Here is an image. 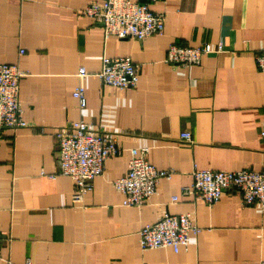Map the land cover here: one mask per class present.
Returning a JSON list of instances; mask_svg holds the SVG:
<instances>
[{"label": "crops", "instance_id": "1", "mask_svg": "<svg viewBox=\"0 0 264 264\" xmlns=\"http://www.w3.org/2000/svg\"><path fill=\"white\" fill-rule=\"evenodd\" d=\"M101 0H0V64L24 72L20 100L27 127L0 129V264H262L264 212L226 191L214 206L183 194L200 170L264 171V0H168L161 36L118 38L84 15ZM222 46L199 65L166 62L170 46ZM25 50L20 55V50ZM105 57L141 65L137 87L121 90L96 76ZM81 68L91 75L78 77ZM82 84L87 108L74 98ZM115 136L109 159L84 204L59 175L55 134L78 120ZM190 132L192 141L182 138ZM149 147L161 179L151 202L123 206L113 182L130 150ZM177 197L175 201L174 198ZM167 213L191 214L200 231L188 251H143V227Z\"/></svg>", "mask_w": 264, "mask_h": 264}, {"label": "built area", "instance_id": "2", "mask_svg": "<svg viewBox=\"0 0 264 264\" xmlns=\"http://www.w3.org/2000/svg\"><path fill=\"white\" fill-rule=\"evenodd\" d=\"M168 0H101L84 10V15L103 26L105 33L118 38L161 36L165 32L167 16L157 12L153 6L167 3ZM222 46L210 45L183 47L172 45L166 62L184 67L199 65L203 56L219 52ZM25 50H20L24 55ZM257 67L264 72V46L256 55ZM141 65L130 57H105L102 69L96 76L104 85L121 90L135 88L140 79ZM24 72L18 64H0V129H18L28 126L20 100V81ZM91 73L81 68L78 77L82 80ZM80 110L87 108L86 90L80 84L73 93ZM264 139V122L261 128ZM59 147V175L69 176L74 182L73 203L84 204L86 195L93 190L94 181L102 176L106 162L120 156L123 149L115 136L104 134L100 129L81 119L56 132ZM182 138L191 142L190 132H183ZM149 147L130 150L127 173L113 182L123 194V206L142 207L151 202L157 193L161 179H170L171 170H159L148 159ZM194 182L184 188L183 194H194L208 206L217 204L226 191L235 190L241 196L243 205H259L264 212V171L251 170L216 171L200 170L193 172ZM175 201L177 197L174 198ZM200 231L191 214L167 213L159 221L143 227L139 234L143 251L159 248H172L176 253L188 251L191 237ZM264 264V263H262Z\"/></svg>", "mask_w": 264, "mask_h": 264}]
</instances>
